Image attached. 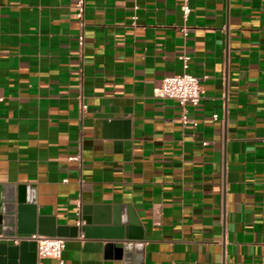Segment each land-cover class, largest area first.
Masks as SVG:
<instances>
[{
    "label": "crops",
    "instance_id": "0c3cea01",
    "mask_svg": "<svg viewBox=\"0 0 264 264\" xmlns=\"http://www.w3.org/2000/svg\"><path fill=\"white\" fill-rule=\"evenodd\" d=\"M183 1L0 0V205L8 184L57 223L128 205L143 264H264V0ZM182 53L196 105L152 94ZM106 241L66 236L63 264H124Z\"/></svg>",
    "mask_w": 264,
    "mask_h": 264
},
{
    "label": "water",
    "instance_id": "95a60500",
    "mask_svg": "<svg viewBox=\"0 0 264 264\" xmlns=\"http://www.w3.org/2000/svg\"><path fill=\"white\" fill-rule=\"evenodd\" d=\"M1 201L0 254H7L12 260L18 258L21 263L36 260V240L27 237L31 233L69 237L83 231L86 236L104 237L105 251L113 250L124 264H143L142 229L128 205L84 203L78 223H57L54 215L36 213L31 185H5Z\"/></svg>",
    "mask_w": 264,
    "mask_h": 264
},
{
    "label": "built area",
    "instance_id": "2783aa9c",
    "mask_svg": "<svg viewBox=\"0 0 264 264\" xmlns=\"http://www.w3.org/2000/svg\"><path fill=\"white\" fill-rule=\"evenodd\" d=\"M74 8L76 16L83 21L85 0H75ZM181 8L183 15L187 17L190 10L188 0L183 1ZM181 29L186 34V26L183 25ZM79 43L83 45L82 32L79 34ZM180 57L183 59V70L163 76L161 82L153 87L152 94L160 98L176 99L183 106L186 104L196 105L202 96V77L188 70L189 55L187 53H182ZM216 116L217 113H213V117ZM181 119L183 122L191 121L196 124L194 119H190L185 109L181 113ZM71 158H77V156L74 155ZM27 237L36 240L38 257H53L58 264H63L62 251L65 247L66 236L31 233Z\"/></svg>",
    "mask_w": 264,
    "mask_h": 264
}]
</instances>
